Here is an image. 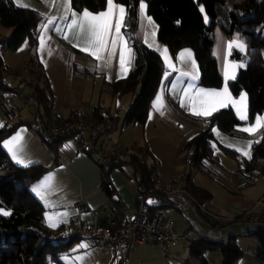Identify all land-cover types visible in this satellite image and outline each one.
I'll list each match as a JSON object with an SVG mask.
<instances>
[{"label": "crops", "instance_id": "1", "mask_svg": "<svg viewBox=\"0 0 264 264\" xmlns=\"http://www.w3.org/2000/svg\"><path fill=\"white\" fill-rule=\"evenodd\" d=\"M10 1L17 7L35 11L40 16V20L37 24L36 44L31 52L28 53L26 40H23L15 50L1 51L2 82L21 86L27 92L31 91L30 83L36 82L40 86H47L51 101L48 118L55 123L81 114L93 115L94 110L100 119L112 118L113 120L109 121L114 124V129L100 140L101 147L109 148L112 143H116L120 147V154L148 153L156 163L154 179L160 183L177 181L182 175L190 172L191 183L206 190L210 194V199L200 205L201 210H189V215L185 217L179 212L177 203H173L174 206L167 207L162 212L171 218L176 230L188 238L203 237L226 242L228 226L236 223L233 218L249 209L264 193V176L256 178L246 187L239 188L241 180L235 175L234 159L216 148L218 144L243 157H248L252 143L260 137L258 131L262 127L252 134L242 129L254 127L258 120L264 121V114L256 115L251 122H247L246 93L242 91L237 96H233L227 86L229 81L235 79L238 70L245 65V45L239 39L229 40L216 27L212 35L211 54L216 61L222 85L219 88L198 86L199 71L192 51L183 48L172 56L167 47L156 38V26L146 14L145 2L141 1L138 7L137 35L149 49L158 53L164 66V73L159 87L150 100L144 122L127 123L124 121V116L134 93L112 94L110 89L113 82L126 77L132 63V49L121 30L119 36L115 32L116 18L119 16L118 8L123 6L113 0L117 6L113 30L108 37L107 48L100 53L101 59L98 60L90 54V51L96 50V45L92 42L93 38L88 32L87 24L82 19L85 11H74L70 6V0ZM141 5L144 7L141 8ZM108 10V0H106L104 10L91 14L99 15ZM73 20L77 21L76 25H73ZM81 23H84V31L79 27ZM4 30L0 29V37L10 35V29ZM23 42L27 44V51L25 55H18ZM113 43H115L114 49ZM81 49H89V51ZM232 49L237 50L244 60H231ZM122 52L125 59L124 70L120 65ZM188 53L191 55H187ZM29 60L33 62L28 64ZM78 70H82L83 73ZM225 87L229 98L215 111L229 107L243 124L237 128L235 136H228L213 128L215 141L213 148L217 163L203 160L202 166L205 171L195 169L189 171L183 147L202 130L201 123L193 118L207 117L193 114V102L199 109L202 99L199 95L201 89L223 92ZM241 97H245L243 103L246 105V119H241L237 111L241 105ZM14 102L21 110L16 121L5 123L0 111V128L9 127L19 121L12 132L2 140L1 147L9 160L18 167L38 165L47 169L28 186L29 192L43 208L44 225L50 230L60 227L66 229L74 218L87 223L100 218L103 211L108 208L109 202L100 188V170L97 165L87 154L76 151L68 138L60 140L55 150L50 151L32 130L31 109L23 108L16 99ZM225 160H228L229 165L223 164ZM109 181L116 201L126 207L125 214H127L128 207L134 202L137 189L131 169L128 166L122 169L113 168L109 173ZM202 213L207 215L206 220L201 217ZM173 214H178L179 218L173 219ZM215 215L230 218V224L219 231L213 229L211 225ZM235 243L240 248L241 256L233 264H264L251 251L255 245L253 240L235 237ZM185 245L174 248L160 258L153 257L152 260L148 257L138 258L139 248L145 247L136 246L129 255L128 264H183L185 261L189 264H197L196 260L189 258L188 248ZM214 252L219 251L207 250L203 253L209 264H214ZM64 254L81 255L79 264H110L111 258L108 251L92 249L84 239H76ZM62 258L60 257V260ZM68 260L64 257L63 264H70ZM62 262L51 264H62Z\"/></svg>", "mask_w": 264, "mask_h": 264}, {"label": "trees", "instance_id": "2", "mask_svg": "<svg viewBox=\"0 0 264 264\" xmlns=\"http://www.w3.org/2000/svg\"><path fill=\"white\" fill-rule=\"evenodd\" d=\"M141 1L145 2L146 14L156 26V38L167 47L172 56L183 48L192 51L199 71L198 86L219 88L222 85L216 61L211 54L214 29L218 27L229 40L239 39L246 47V62L227 86L233 96L242 91L246 93L247 122H251L256 115L264 114V0H114L125 8L121 33L132 49V63L128 74L110 85L112 94L134 93L125 112V122H144L150 100L164 73L158 53L149 49L137 35L138 7ZM70 6L77 12L98 13L105 9L106 0H70ZM39 20L40 16L35 11L17 7L10 0H0V25L11 30L9 36L0 37V48H3L0 53L6 49L15 50L23 40L28 43V53L31 52L36 44ZM230 59L244 60L235 49H232ZM32 62L29 60L28 64ZM78 71L83 73L82 70ZM29 86L30 92L38 101L39 113L47 119L51 106L47 86H40L36 82ZM92 114L100 119L96 110ZM193 119L201 123L202 130L185 143L183 152L189 171H205L203 160L217 163L212 129L235 136L237 128L243 123L229 107L221 108L207 117ZM18 124L19 121L9 127L0 128V264L58 263L71 244L82 238L61 239V227L50 230L44 225L43 208L29 192L28 186L47 169L38 165L18 167L9 160L1 147L2 140ZM258 135L260 137L252 143L248 157L216 144L217 149L234 159L235 175L241 180L239 188L246 187L256 178L264 176V127L259 129ZM55 147L48 149L54 151ZM124 166L131 169L132 178L144 195L148 212L154 214L174 206L173 203L164 205L161 200L149 195L148 190L155 185L156 173V163L150 155L146 152H125L113 157L107 169L97 166L100 170V188L109 202L108 208L98 218L101 222L104 220V212L108 210L119 223L127 217L126 207L116 201L109 181L110 171L113 168L122 169ZM190 178V172L184 176V190L201 205L210 199V194L193 185ZM4 212L9 214L4 215ZM52 237L56 239L53 240ZM187 239L185 246L188 248L189 258L196 260L197 264H209L203 257L207 250L220 252V264H233L241 256L235 237L226 242L203 237ZM251 251L264 262L256 244ZM183 264L189 263L185 261Z\"/></svg>", "mask_w": 264, "mask_h": 264}, {"label": "built area", "instance_id": "3", "mask_svg": "<svg viewBox=\"0 0 264 264\" xmlns=\"http://www.w3.org/2000/svg\"><path fill=\"white\" fill-rule=\"evenodd\" d=\"M14 99L19 101L23 108L31 109L32 130L48 148L52 149L60 140L68 138L76 151L87 154L98 167L104 169L108 168L113 157L120 154V147L116 143H112L109 148L99 144L103 137L113 131L114 124L111 121L96 119L91 114H81L65 121L52 122L39 113V104L33 93L27 92L21 86L4 84L0 78V111L5 123H12L19 118L21 110ZM184 176L173 182L160 183L154 179L155 185L148 192L158 200L177 203L179 212L188 216L189 210L199 211L201 207L184 190ZM176 197H180L182 201H177ZM103 216V222L96 219L91 223L74 218L69 222L68 228L62 229L59 238H82L90 248L108 251L111 255L110 264H128L129 255L136 246H153L161 255H166L174 248L185 245L188 240L176 230L167 214L162 211L151 214L147 211L144 195L140 193L139 188L136 189L134 202L128 207L127 217L123 222L119 223L109 210L105 211ZM206 216L201 214L204 220ZM213 218L211 226L217 231L224 229L231 222V219L226 217L215 215ZM233 220L264 224V193L249 209L236 215Z\"/></svg>", "mask_w": 264, "mask_h": 264}, {"label": "snow or ice", "instance_id": "4", "mask_svg": "<svg viewBox=\"0 0 264 264\" xmlns=\"http://www.w3.org/2000/svg\"><path fill=\"white\" fill-rule=\"evenodd\" d=\"M109 10L105 13H100L99 15H93L87 11L83 13L82 19L83 22L87 24L88 32L90 33L92 42L96 45L95 51H90V54L93 55L96 59H101L100 53L104 52L108 45V37L113 30V19L115 17L117 6L113 3V0H108ZM144 5H141L143 8ZM119 16L116 18L115 23V32L117 36L120 35V30L122 25L124 24L125 17V8H118ZM75 16V13H73ZM51 22V21H50ZM151 23V21L149 20ZM84 23L79 25L81 31H84ZM77 21L73 20V25H76ZM67 39V37H65ZM113 49L115 48V43L112 45ZM231 47V45H230ZM239 47H243V45H239ZM82 51H89V49H81ZM184 55L183 53L181 54ZM187 55H191L188 53ZM124 53H121L120 56V65L121 69L124 70ZM195 79V77H194ZM199 95L202 97L200 100V108L197 109L195 102H193L192 112L197 116H209L213 111H215L219 106L223 105L228 99L227 87L223 90V92L216 91H205L203 89L200 90ZM245 97H241V105L237 108V111L240 115L241 119H246V105H244L243 101ZM264 127V121L258 120L254 127H248L242 129V131L248 132L249 134L254 133L258 128ZM250 147V145H249ZM247 154V153H245ZM4 215H8L9 213L4 212ZM55 226V225H52Z\"/></svg>", "mask_w": 264, "mask_h": 264}, {"label": "water", "instance_id": "5", "mask_svg": "<svg viewBox=\"0 0 264 264\" xmlns=\"http://www.w3.org/2000/svg\"><path fill=\"white\" fill-rule=\"evenodd\" d=\"M177 201H182L180 197L175 198ZM164 205H171L170 201L161 200ZM226 238H250L257 245L260 254L264 258V224L253 222H236L228 226Z\"/></svg>", "mask_w": 264, "mask_h": 264}, {"label": "rangeland", "instance_id": "6", "mask_svg": "<svg viewBox=\"0 0 264 264\" xmlns=\"http://www.w3.org/2000/svg\"><path fill=\"white\" fill-rule=\"evenodd\" d=\"M0 29H5L4 31H8L9 28L7 27H4V26H1L0 25ZM8 34V33H7ZM27 51V44L26 42H23L22 45H21V49L18 51V55L20 54H23L25 55ZM222 162V161H221ZM224 165H229V162L228 160H225ZM189 215V213H188ZM185 217V216H184ZM172 218L175 219V218H179V215L178 214H173L172 215ZM230 223H228L229 225ZM63 230L61 229V232ZM60 232V233H61ZM59 233V235H60ZM225 237V236H224ZM225 240V239H224ZM145 248H139V251H138V258L140 257H148L150 260L153 259V257H158L160 258L161 257V254L159 252V250L156 248V247H153V246H150V247H147V246H144ZM147 247V248H146ZM152 247V248H151ZM65 255V256H64ZM63 256L66 257L67 259H69L68 261L70 262V264H79V261L81 262V258L82 256L81 255H78V256H75L74 254H64ZM61 256V258L63 257ZM64 257L62 258L63 262H64ZM213 257H214V264H219V262H221V254L219 252H214L213 253ZM138 258L136 257V260H138ZM62 260H60L62 262ZM139 261V260H138ZM62 262V264H63ZM65 264V263H64Z\"/></svg>", "mask_w": 264, "mask_h": 264}]
</instances>
